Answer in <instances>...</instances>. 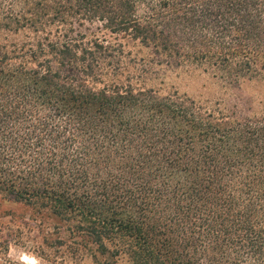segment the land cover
Masks as SVG:
<instances>
[{"label": "trees", "instance_id": "1", "mask_svg": "<svg viewBox=\"0 0 264 264\" xmlns=\"http://www.w3.org/2000/svg\"><path fill=\"white\" fill-rule=\"evenodd\" d=\"M183 68L264 79V0H0V197L53 264H264V113L148 84Z\"/></svg>", "mask_w": 264, "mask_h": 264}, {"label": "rangeland", "instance_id": "2", "mask_svg": "<svg viewBox=\"0 0 264 264\" xmlns=\"http://www.w3.org/2000/svg\"><path fill=\"white\" fill-rule=\"evenodd\" d=\"M133 51L139 52L137 48ZM148 84L163 90L175 88L198 98L220 99L239 114L264 113V79L245 80L230 87L201 69L183 68L161 71ZM53 225V219L38 217L24 203L0 197V264H53L54 259L62 262L68 254L54 243L65 237L66 231ZM68 258L66 264H81ZM82 263L93 264L89 258Z\"/></svg>", "mask_w": 264, "mask_h": 264}]
</instances>
